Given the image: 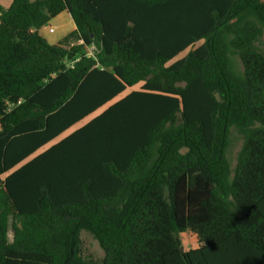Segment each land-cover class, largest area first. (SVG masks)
<instances>
[{
    "label": "trees",
    "instance_id": "obj_1",
    "mask_svg": "<svg viewBox=\"0 0 264 264\" xmlns=\"http://www.w3.org/2000/svg\"><path fill=\"white\" fill-rule=\"evenodd\" d=\"M263 36L264 0L0 4V264H264Z\"/></svg>",
    "mask_w": 264,
    "mask_h": 264
},
{
    "label": "rangeland",
    "instance_id": "obj_2",
    "mask_svg": "<svg viewBox=\"0 0 264 264\" xmlns=\"http://www.w3.org/2000/svg\"><path fill=\"white\" fill-rule=\"evenodd\" d=\"M0 4L3 5L4 7H9L8 5L9 2H7V0H1ZM64 16H67V15H64ZM65 18L66 17H59L58 20L52 21L51 24L48 25L44 29V33L46 34V36L49 38L50 41L55 42L60 37L65 36L74 30L75 24H74L73 19H71L72 18L71 15H70L69 21L65 20ZM51 28L54 29L53 33L50 32ZM202 44H203V41L197 43L196 45L188 49L186 52L181 54L179 57H177L170 64H172L173 62L181 58H184L189 53L190 50L196 49ZM260 47L264 48V36L260 42ZM90 51L95 56L96 48L93 47ZM242 145H243V136L235 128H233L231 131L229 146L227 150V157L233 169L235 168L237 164L238 153L241 150ZM81 238L83 241L84 255L86 257L93 258L94 260L101 261L104 258V251L101 248L99 242L95 239V237L89 232L83 231L81 233ZM9 239L13 241V233L11 229L9 232ZM182 243L186 251L194 250L199 247V241H198L197 236L191 232H186L182 234Z\"/></svg>",
    "mask_w": 264,
    "mask_h": 264
},
{
    "label": "crops",
    "instance_id": "obj_3",
    "mask_svg": "<svg viewBox=\"0 0 264 264\" xmlns=\"http://www.w3.org/2000/svg\"><path fill=\"white\" fill-rule=\"evenodd\" d=\"M1 1V0H0ZM7 2H9V6H10V3H11V0H7ZM63 16H59V17H66L65 18V20H67V21H69V19H70V15L69 14H67V13H64V14H62ZM64 15H67V16H64ZM59 17L57 18V19H55V20H58L59 19ZM72 19V18H71ZM68 23V22H67ZM92 49V48H91ZM91 118H88V119H86L85 121H83V122H81V123H79V124H77V125H75L69 132H68V134H66L65 136L67 137L68 135H70V133H72V132H74V131H76L77 129H79L80 127H82L85 123H87L89 120H90ZM64 138V137H63ZM62 139V138H61ZM61 139H59L58 140V142L61 140ZM57 142V143H58ZM3 179H5V176H3Z\"/></svg>",
    "mask_w": 264,
    "mask_h": 264
},
{
    "label": "built area",
    "instance_id": "obj_4",
    "mask_svg": "<svg viewBox=\"0 0 264 264\" xmlns=\"http://www.w3.org/2000/svg\"><path fill=\"white\" fill-rule=\"evenodd\" d=\"M50 32H51V33H53V32H54V29H53V28H51V29H50ZM89 56H92V57H94V54H93V53L90 51V53H89Z\"/></svg>",
    "mask_w": 264,
    "mask_h": 264
},
{
    "label": "water",
    "instance_id": "obj_5",
    "mask_svg": "<svg viewBox=\"0 0 264 264\" xmlns=\"http://www.w3.org/2000/svg\"><path fill=\"white\" fill-rule=\"evenodd\" d=\"M182 252H184V248H182V250H181Z\"/></svg>",
    "mask_w": 264,
    "mask_h": 264
}]
</instances>
